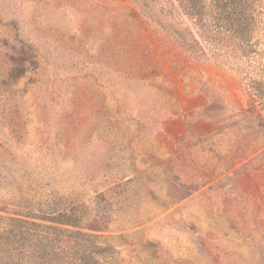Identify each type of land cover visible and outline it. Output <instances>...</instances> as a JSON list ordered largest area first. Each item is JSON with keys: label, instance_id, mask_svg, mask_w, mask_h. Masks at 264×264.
<instances>
[{"label": "rangeland", "instance_id": "374dc122", "mask_svg": "<svg viewBox=\"0 0 264 264\" xmlns=\"http://www.w3.org/2000/svg\"><path fill=\"white\" fill-rule=\"evenodd\" d=\"M162 4L0 0V233L49 245L23 262L264 264V97Z\"/></svg>", "mask_w": 264, "mask_h": 264}, {"label": "trees", "instance_id": "16d2710c", "mask_svg": "<svg viewBox=\"0 0 264 264\" xmlns=\"http://www.w3.org/2000/svg\"><path fill=\"white\" fill-rule=\"evenodd\" d=\"M157 3L160 8L166 3L168 17L177 27L175 35L179 36V29L185 32L186 39L179 38L189 53L240 71L255 95L264 97V0H157ZM10 220L16 224L6 234L0 233V264H31L21 260L25 253L32 254L28 249L45 252L49 245L43 236L28 228L36 226L35 223Z\"/></svg>", "mask_w": 264, "mask_h": 264}]
</instances>
